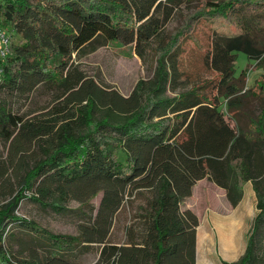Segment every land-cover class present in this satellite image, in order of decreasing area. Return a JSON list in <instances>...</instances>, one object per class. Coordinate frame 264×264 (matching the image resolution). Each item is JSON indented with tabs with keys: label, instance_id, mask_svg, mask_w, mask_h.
<instances>
[{
	"label": "trees",
	"instance_id": "16d2710c",
	"mask_svg": "<svg viewBox=\"0 0 264 264\" xmlns=\"http://www.w3.org/2000/svg\"><path fill=\"white\" fill-rule=\"evenodd\" d=\"M185 8L194 9L166 36ZM201 19L214 33L210 47L194 33ZM0 28L17 35L0 60V183L13 171L19 184L0 202V264H86L91 252L90 264H197L200 219L183 204L205 178L233 207L252 184L258 212L246 249L224 263L264 264V81L248 86L249 68L236 75L240 51L264 69V0H0ZM187 38L215 75L178 91ZM114 40L143 59L152 47L156 55L154 74L129 95L79 62ZM39 91L51 104L22 111ZM139 197L149 204L145 230L110 241L115 215ZM26 199L59 214L77 200L78 232L21 216ZM17 224L33 234L20 255L7 245Z\"/></svg>",
	"mask_w": 264,
	"mask_h": 264
},
{
	"label": "rangeland",
	"instance_id": "374dc122",
	"mask_svg": "<svg viewBox=\"0 0 264 264\" xmlns=\"http://www.w3.org/2000/svg\"><path fill=\"white\" fill-rule=\"evenodd\" d=\"M198 3L199 1H196L195 5ZM189 9L191 8H185L182 14L176 15L166 25V36H169L184 23L183 14L189 13L194 8ZM4 30L8 32L13 43L17 35L7 29ZM194 33L205 46L210 47L212 45L214 33L205 19L198 22ZM179 61L182 77L178 91L188 89L193 84L215 75V71L208 65L204 53L197 47L192 38H187L183 42ZM79 62L88 76L100 84L112 86L124 95H129L140 78H150L154 74L156 55L152 47L143 59L133 50V47L114 40L83 57ZM255 64L256 61L245 52L240 51L238 53L236 75H240L243 70L249 68L248 86L255 85L257 80L264 81V69H251V66ZM213 89L212 83L205 86L204 91L214 92ZM51 102V94L39 91L34 95L31 102L22 107V111L39 109L48 106ZM255 105L258 109L259 102H255ZM6 153L7 146L3 140H0V158H5ZM32 156L34 155H31L30 158ZM9 178L10 182H7V185L3 179L0 183V192L2 193L0 202L7 198L8 192L11 193L12 189L17 190L19 187L15 172L10 171ZM28 193H32V191H28ZM102 196L103 193L100 192L91 200V204L98 208ZM69 206L72 211L59 214L50 208L44 209L35 201L26 199L22 202L18 213L37 221L54 232L75 234L78 232V223L84 217L74 210L79 206L77 200L70 201ZM183 207L191 208L200 219L197 238V264H225L224 261L237 260L244 253L249 231L258 212L256 194L250 182L245 185L243 200L236 207H233L229 203L224 189L207 178L202 179L195 185L193 194L185 199ZM148 211L149 204L145 197H139L133 202H126L115 215L109 237L110 241L115 243L126 242L130 229H133L136 234H142L148 224ZM227 219L236 221L237 249L234 253H226L224 249L221 225ZM14 234L15 236L10 238L7 245L15 254L20 255L22 244L29 241L33 234L18 224L14 227ZM260 253L264 256V241ZM96 257L95 252L88 253L83 256V262L90 264L96 260Z\"/></svg>",
	"mask_w": 264,
	"mask_h": 264
},
{
	"label": "bare ground",
	"instance_id": "6f19581e",
	"mask_svg": "<svg viewBox=\"0 0 264 264\" xmlns=\"http://www.w3.org/2000/svg\"><path fill=\"white\" fill-rule=\"evenodd\" d=\"M236 221L227 219L221 225V233L224 237V249L226 253H234L237 249Z\"/></svg>",
	"mask_w": 264,
	"mask_h": 264
},
{
	"label": "built area",
	"instance_id": "2783aa9c",
	"mask_svg": "<svg viewBox=\"0 0 264 264\" xmlns=\"http://www.w3.org/2000/svg\"><path fill=\"white\" fill-rule=\"evenodd\" d=\"M12 42L8 32L0 28V60L5 59L10 53H12ZM3 76V70L0 67V80Z\"/></svg>",
	"mask_w": 264,
	"mask_h": 264
}]
</instances>
